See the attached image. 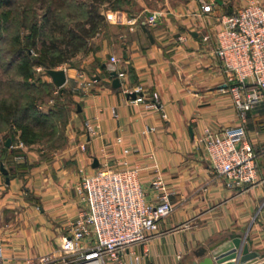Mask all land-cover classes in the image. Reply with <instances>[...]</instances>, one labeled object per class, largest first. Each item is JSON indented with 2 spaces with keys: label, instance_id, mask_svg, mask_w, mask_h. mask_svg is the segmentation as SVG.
Segmentation results:
<instances>
[{
  "label": "crops",
  "instance_id": "0c3cea01",
  "mask_svg": "<svg viewBox=\"0 0 264 264\" xmlns=\"http://www.w3.org/2000/svg\"><path fill=\"white\" fill-rule=\"evenodd\" d=\"M158 2L137 12H106L111 31L95 33L77 64L64 67L63 86L72 89L76 102L67 142L47 158L27 147L31 166L23 174L8 170L9 183L0 171L2 264H42L46 254L61 258L62 238L86 205L75 189L80 170L90 171L95 158L113 167L126 159L138 167L147 201L154 200L151 181L157 174L170 192L173 210L160 220L161 233L133 249L141 255L138 264L189 262L198 247L229 233H241L250 250L264 253V100L244 121L257 151L256 181L245 189L226 185L198 141L204 127L216 131L241 119L213 38L220 27L215 15L236 4L220 0L205 13L199 0ZM154 11L161 13L154 24L141 23ZM206 34L210 39H203ZM111 55L119 61L111 62ZM112 70L124 72L117 88L111 86ZM78 71L91 79L82 89ZM86 120L98 122L96 134L88 135ZM2 136L4 143L10 137L6 130ZM16 143L11 140L10 147Z\"/></svg>",
  "mask_w": 264,
  "mask_h": 264
},
{
  "label": "built area",
  "instance_id": "2783aa9c",
  "mask_svg": "<svg viewBox=\"0 0 264 264\" xmlns=\"http://www.w3.org/2000/svg\"><path fill=\"white\" fill-rule=\"evenodd\" d=\"M199 1L205 13H211L217 4L216 0ZM160 14L154 11L140 21L154 24ZM215 16L220 27L213 36L214 52L221 62L227 91L241 119L236 125L216 131L204 127L198 141L204 147L206 160L224 177L226 185L245 189L256 181L257 172V151L246 137L244 121L246 112L264 100V1L245 0L231 13ZM210 37L206 34L203 39ZM110 61L115 63L119 59L111 55ZM117 75L120 79L124 72L117 71ZM77 79L80 84L77 89L87 87L91 81L82 72L77 73ZM150 105L155 106V103ZM85 128L88 135H94L99 124L86 120ZM116 139L121 141L120 137ZM16 146L22 147L23 142L18 139ZM81 148L85 149V144ZM123 152L128 153L129 149ZM22 157L20 154L14 158ZM121 164L113 167L104 161L98 163L95 171L80 170L75 189L86 205L78 211L62 238L61 258L54 260L46 254L41 257L42 264L139 263L141 255L133 249L161 233L159 222L173 206L161 175L153 177L154 200L147 201L138 167L131 166L126 159ZM1 257L0 245V264Z\"/></svg>",
  "mask_w": 264,
  "mask_h": 264
},
{
  "label": "trees",
  "instance_id": "16d2710c",
  "mask_svg": "<svg viewBox=\"0 0 264 264\" xmlns=\"http://www.w3.org/2000/svg\"><path fill=\"white\" fill-rule=\"evenodd\" d=\"M38 1H40V8L44 9L42 25L49 24L52 32L55 31L58 35L51 37L47 41L42 33H35L37 22H34L32 31L23 33L21 36H14L7 48H1L0 44V64L5 73L10 72L11 75V72H13L15 74V77L8 82V90L14 85L22 91L21 95L24 94L21 98L14 97V94L10 93V91L5 95H0V131L8 130V136H10L12 141L16 140L18 135V138L25 146H29L37 139L41 140L40 133L45 127L46 116H48L35 108L34 94L28 95L30 90H39L38 87L44 84L37 80L29 81V77L33 73V66L42 64L47 68H54L75 56L78 52L84 51L88 46L89 39L95 34L99 23L104 19V16L99 11V6L106 2L111 3V0H90L85 19L83 21H75L71 26H67L51 18L54 9L63 6L65 0ZM12 3L13 0H4L6 5L11 6ZM51 3L52 6L49 5ZM53 3L56 4V7ZM111 6L118 7L120 5L114 3ZM38 43L41 54H45L48 50L57 51L58 55L54 57L55 59L52 58L53 56L31 57L29 50ZM2 85L3 82L0 80V87ZM60 90L70 96L71 103L76 108V102L72 97V89L64 86ZM23 98L24 100L22 101ZM12 125L17 127L19 132ZM0 150V161L7 166L10 174H23L30 168L31 164L26 161L15 163L13 158L14 155L24 154L23 147H8L3 141Z\"/></svg>",
  "mask_w": 264,
  "mask_h": 264
},
{
  "label": "rangeland",
  "instance_id": "374dc122",
  "mask_svg": "<svg viewBox=\"0 0 264 264\" xmlns=\"http://www.w3.org/2000/svg\"><path fill=\"white\" fill-rule=\"evenodd\" d=\"M90 0H65V4L61 7L55 8L52 19H55L59 22L64 23L67 26H71L75 21H83L86 17V10ZM114 1V0H113ZM111 3L106 2L99 6L100 13L104 16L102 22L99 23V26L95 33H101L111 31L110 24L108 19H106V12L111 11L115 12L117 10H123L125 12H137L142 9L145 5H156L160 6L158 0H116L118 2ZM235 3V7H240L243 1L241 0H231ZM56 3V2H55ZM53 3L55 6L56 4ZM119 4L118 7H112V4ZM52 6V3L49 4ZM56 7V6H55ZM235 7H230L228 12H231ZM44 9L40 8V1L38 0H13L11 6L4 4V0H0V44L1 48H7L11 39L13 40L14 36H21L23 33H29L32 31L34 22H37L35 27V33H42L44 38L49 41L51 37L58 35L57 32L51 30L50 25H42ZM227 13V12H226ZM51 19V20H52ZM41 25V26H40ZM31 57L41 58L44 56H53L52 58L58 55V52L55 50H48L45 54L40 53L39 43L35 46H32L29 50ZM84 51H80L79 56L71 57L67 61L57 65L64 68L69 66V64H77L78 57H83ZM55 68V67H54ZM33 73L29 77V81H40L43 82V85L38 87L39 90H30L28 95L34 94L35 108L40 112L47 114V120L44 124L45 127L40 133V139L31 143L29 146H25L24 154L21 159H16L15 163H21L23 161L27 162L26 159V150L27 147L35 151H39L41 157L47 158L51 153L57 152V150L65 145L67 142V130L71 120L72 111L75 109L74 105L71 103L70 96L66 92L61 91L60 88L56 86L49 74L47 73V67L42 64H35L32 68ZM80 72V71H78ZM15 74L13 72L5 73L3 67L0 64V80L3 82V85L0 87V95H5L10 91L14 94V97H22L24 94L20 91L19 88L12 85L9 89L8 82L12 79ZM85 76V75H84ZM22 90V89H21ZM24 98L22 99V101ZM14 129H17L12 125ZM18 130V129H17ZM8 130H6V135H8ZM19 132V130H18ZM2 136L0 139V149L4 141ZM18 135L16 136V141H18ZM11 144V143H10ZM10 147V146H8ZM15 147H17L15 145ZM1 152V150H0ZM2 162V161H0ZM4 164V163H3ZM5 166V164H4ZM7 167V166H6ZM96 167H92V171H95Z\"/></svg>",
  "mask_w": 264,
  "mask_h": 264
},
{
  "label": "water",
  "instance_id": "95a60500",
  "mask_svg": "<svg viewBox=\"0 0 264 264\" xmlns=\"http://www.w3.org/2000/svg\"><path fill=\"white\" fill-rule=\"evenodd\" d=\"M217 2L220 0H216ZM52 82L61 87L65 84L67 76L65 68H47ZM111 78V86L117 88L121 85L120 79L116 70L109 73ZM97 78H99L97 76ZM128 96L135 98L136 93L129 92ZM80 110V105H77ZM11 138L5 140V145L10 146ZM93 167L98 166V160L95 158ZM0 171L6 175V182L9 183L8 169L0 162ZM194 258L189 262H179V264H248L252 259H262L259 264H264V253H259L255 250H250L248 242L241 233H229L219 239H210L204 246L198 247L193 252ZM236 258V260H230ZM230 260V261H228Z\"/></svg>",
  "mask_w": 264,
  "mask_h": 264
}]
</instances>
